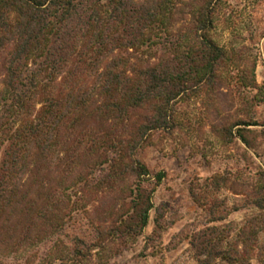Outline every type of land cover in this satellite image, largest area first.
Wrapping results in <instances>:
<instances>
[{
  "label": "trees",
  "instance_id": "16d2710c",
  "mask_svg": "<svg viewBox=\"0 0 264 264\" xmlns=\"http://www.w3.org/2000/svg\"><path fill=\"white\" fill-rule=\"evenodd\" d=\"M219 2L0 0L3 256H21L23 264H89L94 256L104 263L117 245L136 241L166 175L152 172L140 153L155 135L178 127L179 101L204 95L216 105L215 138L245 146L241 168L255 183L241 191L239 206L256 213L238 229L212 225L197 233L194 256L200 264H264V165L249 152L264 141V115L256 110L264 105V81L256 82L254 66L240 76L249 90L243 113L225 115L224 74L241 51L211 36ZM177 14L188 21L177 27ZM205 185L233 189L225 174ZM79 201L91 235L75 234L66 244L63 222ZM206 201L213 222L239 208ZM47 239L52 245L41 253Z\"/></svg>",
  "mask_w": 264,
  "mask_h": 264
},
{
  "label": "rangeland",
  "instance_id": "374dc122",
  "mask_svg": "<svg viewBox=\"0 0 264 264\" xmlns=\"http://www.w3.org/2000/svg\"><path fill=\"white\" fill-rule=\"evenodd\" d=\"M176 17L183 16L177 14ZM188 18L177 20L176 26L186 23ZM211 36L220 46H232L241 51L236 66L230 69L231 76L224 74L221 104L225 115L240 116L244 98L249 93L248 87L242 86L240 76L249 74L254 66L256 82L261 85L264 81V0H220ZM39 106L37 104L36 108ZM215 109L216 105L210 104L204 95L178 102V127L170 134L155 135L153 144L140 153L152 172L166 174L153 194L154 207L143 235L134 242L117 245L104 263L94 256L89 264H200L191 246L197 233L212 225H231L238 229L256 213L252 207L239 206L243 199L241 191L255 183L254 176L241 168L245 146L240 141L224 144L215 138L212 131V123L218 121ZM256 110L258 115H264V105H258ZM249 152L254 163L264 165V141L256 151ZM222 174L229 178L233 189L242 194H235L228 186L218 192L206 187L207 178ZM191 191L197 194L199 203L194 202ZM210 198L224 200L221 209L229 210L233 205L239 208L231 209L222 221L213 222L207 206H203ZM80 203L74 204L75 211L63 222L60 238L66 244L75 234L91 235V220L85 210L80 209ZM92 203L87 205V211L92 209ZM94 203H98V199ZM51 245L49 240L41 243V253ZM24 260L21 256L6 257L0 252V264H23ZM211 264L227 262L216 258ZM252 264L259 262L252 260Z\"/></svg>",
  "mask_w": 264,
  "mask_h": 264
}]
</instances>
